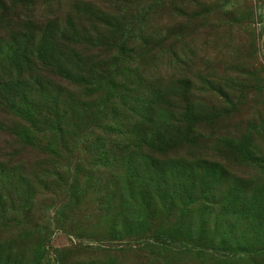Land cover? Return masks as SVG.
I'll use <instances>...</instances> for the list:
<instances>
[{"label":"rangeland","instance_id":"1","mask_svg":"<svg viewBox=\"0 0 264 264\" xmlns=\"http://www.w3.org/2000/svg\"><path fill=\"white\" fill-rule=\"evenodd\" d=\"M0 264H264V0H0Z\"/></svg>","mask_w":264,"mask_h":264}]
</instances>
